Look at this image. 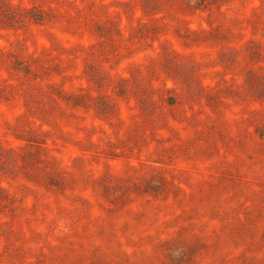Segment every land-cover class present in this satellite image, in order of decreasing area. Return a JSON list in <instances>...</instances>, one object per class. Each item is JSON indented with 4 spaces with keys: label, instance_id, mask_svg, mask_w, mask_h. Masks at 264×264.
Wrapping results in <instances>:
<instances>
[{
    "label": "rangeland",
    "instance_id": "rangeland-1",
    "mask_svg": "<svg viewBox=\"0 0 264 264\" xmlns=\"http://www.w3.org/2000/svg\"><path fill=\"white\" fill-rule=\"evenodd\" d=\"M0 264H264V0H0Z\"/></svg>",
    "mask_w": 264,
    "mask_h": 264
}]
</instances>
